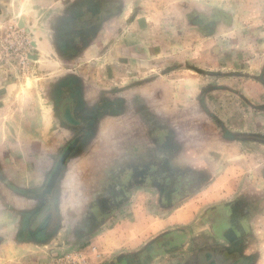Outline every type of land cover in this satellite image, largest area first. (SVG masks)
I'll use <instances>...</instances> for the list:
<instances>
[{
  "label": "rangeland",
  "instance_id": "1",
  "mask_svg": "<svg viewBox=\"0 0 264 264\" xmlns=\"http://www.w3.org/2000/svg\"><path fill=\"white\" fill-rule=\"evenodd\" d=\"M80 1L0 0V153L6 158L12 145L32 140L55 142V146L67 143L54 107L55 84L64 71L86 78L94 92L106 96L165 77L170 86L167 109L173 110L166 111L170 114L166 134L178 136L177 150L169 145L168 155L180 153L177 173L183 179L182 194L187 191L182 198L174 197L172 206L158 205L163 214L167 211L166 220L187 200L193 202L196 212L187 226L192 224L196 235L195 224L212 204L207 203V193L196 196L198 190L207 189H202L207 183L202 179L206 169L211 179L226 171L233 175L236 186L225 202L249 198L264 205V142L259 141L264 140V102L245 99L241 84L244 77H254L258 59L264 57V0H111L118 10L103 19L102 30L81 51L66 54L58 50L57 35L68 9ZM120 49L122 54L117 55ZM258 73H254L257 83L260 77L264 81V70ZM155 93L158 99L151 96L150 107L161 110L158 101L163 91ZM164 163L170 175L168 156ZM136 191L128 190L132 195L118 201L123 209L104 216L98 230L83 236L76 234L79 224L73 220L78 216L77 206L67 205L66 235L40 246L33 264H49L63 254L102 264L111 253L115 255L111 250L118 230L112 221L126 217ZM145 193L149 202L145 210L151 211L146 216L154 222L163 215L153 211L159 190L149 185ZM256 215H263L264 223V213ZM192 233L190 227L188 235ZM100 234L104 244L95 241ZM258 235L262 258L258 256L264 264V224ZM18 244L9 247L8 259L13 264H32L33 254L22 253L31 246ZM15 251L23 255L16 256ZM169 259L166 264L184 260L176 255ZM189 260L184 264H192Z\"/></svg>",
  "mask_w": 264,
  "mask_h": 264
},
{
  "label": "crops",
  "instance_id": "2",
  "mask_svg": "<svg viewBox=\"0 0 264 264\" xmlns=\"http://www.w3.org/2000/svg\"><path fill=\"white\" fill-rule=\"evenodd\" d=\"M121 54L120 49L117 55ZM258 61L259 66L254 68L257 73L264 70V57ZM255 72L251 74L254 77H244L241 83L242 94L251 102L263 103L264 81L260 77L257 83ZM165 80V77L164 80L158 78L154 82L118 88L114 96L94 92L85 80V101L95 103L103 100L106 106L111 107H100L99 113L95 115V127L82 143L70 148L55 179L53 173H50L56 169L55 164L60 160L58 158L66 140L57 146L55 142L32 140L21 146L12 145L6 158L3 152L0 153V247L6 249L0 250V263L5 261L4 264H13L8 259L9 247L20 242L22 246H31V249L22 253L33 254V264L40 246L60 240L66 235L67 205L69 208L72 204L77 206L78 216L73 220H77L76 224L80 228H77L79 230L76 234L83 236L85 232H93L99 228L100 222H105L104 216L118 214L123 209L118 201L132 195L128 190L133 188L138 193L135 201L127 205L130 209L126 213L123 210L126 217L121 218V221L117 218L115 222L112 221L118 230L111 250L115 255L111 253L110 258L102 264H166L175 255L184 260L180 263L174 259L173 264H184L185 259H193L197 251L201 253L209 247L215 249V256H200L201 260L195 264H244L246 261V264H260L262 257L258 232L264 223L261 219L263 215L255 217L254 213H264V205L249 198L235 204L225 202L226 196L231 195L236 186L229 171L213 179L210 169L202 172H206L202 179L207 182L202 189H207L198 190L196 196L207 193V203L212 204H208L202 221L195 224L196 235L194 226H187L190 225V215L196 212V204L187 200L170 215L169 220L165 218L167 211L163 214L164 209L158 206H172L174 197L182 198L187 192L182 194L183 179L177 173V165L181 163L180 153L168 155L169 145L175 146L178 136L174 134L167 137L166 134L167 118L170 115L167 112L173 110L167 109V87L170 86H167L169 84ZM156 89L163 91V97L158 101L161 110L150 107L151 96L158 99ZM66 136L69 142L72 131L68 128L62 131V138ZM259 141L264 142L263 139ZM28 150H31L30 154L26 153ZM174 150H177L176 146ZM167 156L172 166L169 168L170 175L164 166ZM149 185H155L159 190L158 204H155L156 209L153 211L163 214L154 222L146 216L151 211L145 210L149 206L146 205L149 202L145 196V186ZM44 187H53V193L47 197L46 191H41ZM253 188L256 189L255 186ZM131 199L134 200V197ZM45 201H49V204L42 212L39 209ZM189 204L194 206L190 209ZM127 212L132 214L127 215ZM45 215L46 220L43 219ZM254 217V221L248 219ZM46 222H49L45 229L47 233L45 231V235H39L37 231L44 229ZM190 227L193 233L188 235ZM178 228L182 230L180 235L176 232ZM184 235L188 237L182 238ZM95 241L104 244L101 234L95 237ZM62 244L66 247V239ZM224 251L226 256L221 254ZM14 254L23 255L19 251ZM15 260H18L17 257Z\"/></svg>",
  "mask_w": 264,
  "mask_h": 264
},
{
  "label": "flooded vegetation",
  "instance_id": "3",
  "mask_svg": "<svg viewBox=\"0 0 264 264\" xmlns=\"http://www.w3.org/2000/svg\"><path fill=\"white\" fill-rule=\"evenodd\" d=\"M117 5V3H113L111 0H82L70 7L68 9L69 14L64 16L61 21V28L57 35L58 50L66 54L81 51L88 45L90 40L96 36L97 31L104 22L103 19L110 16L112 11H116ZM64 72L65 74L62 75L55 84V117L59 121V129L62 131H66V128L70 129L72 131V136L67 144L65 142L62 153L58 159H60L63 154H66L68 149L70 150V148L77 147L82 143L86 135L93 130L96 123L94 121V119H96L95 115L99 113L100 107H111V105L106 106V101L103 100H97L95 103H88L85 101L83 88L84 81H87V79H83L81 76L72 72ZM56 166L57 162L55 164V167ZM54 171L55 168L50 174L54 173ZM53 190V187L50 189H48V187L41 189L42 192L46 191L47 197L53 193ZM45 202L42 206L43 208L41 207L39 210L42 211L47 209L49 201ZM41 211L39 212L40 215L44 212ZM43 219L46 220V215ZM48 224L49 222L44 223V229L37 231L40 233L39 235H45L47 233L45 229L48 227ZM176 232L179 235L182 234L180 228H178ZM225 251L221 254L226 256ZM213 255L215 256V249L213 250L209 247L208 250L203 249L201 253L197 251L193 259H190L189 262L192 264L199 263V260H201L200 256H211L212 258Z\"/></svg>",
  "mask_w": 264,
  "mask_h": 264
},
{
  "label": "built area",
  "instance_id": "4",
  "mask_svg": "<svg viewBox=\"0 0 264 264\" xmlns=\"http://www.w3.org/2000/svg\"><path fill=\"white\" fill-rule=\"evenodd\" d=\"M49 264H89L85 258L74 257L71 255L63 254L62 256H58L53 258V260Z\"/></svg>",
  "mask_w": 264,
  "mask_h": 264
},
{
  "label": "water",
  "instance_id": "5",
  "mask_svg": "<svg viewBox=\"0 0 264 264\" xmlns=\"http://www.w3.org/2000/svg\"><path fill=\"white\" fill-rule=\"evenodd\" d=\"M68 154H69V149L66 151V154H63L62 157L60 158V160L58 161L56 169H55V171L53 173L54 179L59 174L60 169H61V167H62V165H63V163L65 161V157L67 158Z\"/></svg>",
  "mask_w": 264,
  "mask_h": 264
}]
</instances>
